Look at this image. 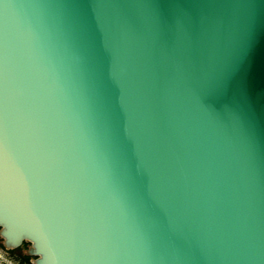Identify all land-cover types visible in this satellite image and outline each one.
Here are the masks:
<instances>
[{"label": "water", "instance_id": "95a60500", "mask_svg": "<svg viewBox=\"0 0 264 264\" xmlns=\"http://www.w3.org/2000/svg\"><path fill=\"white\" fill-rule=\"evenodd\" d=\"M0 228L33 264H264V0H0Z\"/></svg>", "mask_w": 264, "mask_h": 264}, {"label": "rangeland", "instance_id": "374dc122", "mask_svg": "<svg viewBox=\"0 0 264 264\" xmlns=\"http://www.w3.org/2000/svg\"><path fill=\"white\" fill-rule=\"evenodd\" d=\"M1 230V228H0ZM30 243H24V245L18 249H7L4 244V239L0 235V255L2 256L1 263L5 264V261H10V264H21V261H25L29 255L27 251L30 247Z\"/></svg>", "mask_w": 264, "mask_h": 264}, {"label": "trees", "instance_id": "16d2710c", "mask_svg": "<svg viewBox=\"0 0 264 264\" xmlns=\"http://www.w3.org/2000/svg\"><path fill=\"white\" fill-rule=\"evenodd\" d=\"M21 264H33L32 263V258L31 257H26L25 261H21Z\"/></svg>", "mask_w": 264, "mask_h": 264}, {"label": "bare ground", "instance_id": "6f19581e", "mask_svg": "<svg viewBox=\"0 0 264 264\" xmlns=\"http://www.w3.org/2000/svg\"><path fill=\"white\" fill-rule=\"evenodd\" d=\"M33 258V257H32Z\"/></svg>", "mask_w": 264, "mask_h": 264}]
</instances>
